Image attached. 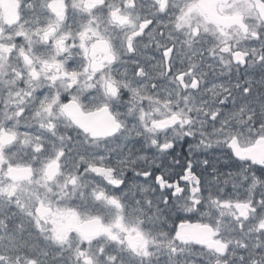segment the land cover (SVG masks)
<instances>
[{
	"label": "flooded vegetation",
	"instance_id": "1",
	"mask_svg": "<svg viewBox=\"0 0 264 264\" xmlns=\"http://www.w3.org/2000/svg\"><path fill=\"white\" fill-rule=\"evenodd\" d=\"M241 1L252 4L259 21L255 0ZM203 3L206 0H0L2 264H69L67 247L54 252L53 240L57 238L53 239L50 232L53 225L65 227L66 234L62 233L60 240L68 233L78 235L83 241L102 238L103 221L95 214L81 221L71 217L67 226L60 220L47 221L52 205L78 187L79 195L84 193L80 201H86L92 193L101 195V203L110 215L108 221L117 214L135 225L140 223L143 233L151 239H169V246L164 249L173 251L141 256L138 252L145 238L135 235L127 238L128 251L122 245L114 246L116 252L110 244L102 248L98 264H219L218 261L243 264L241 256H235L231 250L234 241L227 243L221 256L205 251L203 258L194 252L196 247L204 250L214 246V229L204 226L212 230L209 241L201 240L200 227L196 234L189 236L196 205L190 203L186 193L174 192L180 188L181 175L187 173L190 177L193 170L205 171L206 179L215 183L210 208L215 211L228 204L227 207L234 209L249 194L246 200L249 209L243 217H253L256 224V212L259 213L256 171L264 172V164L240 162L231 151V157L221 159V165L204 163L199 169L170 158L168 162L163 158V164L152 158L135 164L125 150L119 151L114 144L123 136L125 146L129 147L136 136L132 127L119 121L118 110L109 108L116 103L112 100L107 106L100 103L107 97L116 99L105 87H99L100 80L112 75L115 80L125 82L121 70L133 63L143 67L156 60L162 68H173L174 78L182 77L184 83L194 86L211 80L247 85L254 81L256 62L261 61H256L261 46L256 41L261 39V34L252 31L251 21L245 14L239 19H216L225 35L220 36L214 30V34L210 33L211 27L203 24L204 20L188 13ZM218 3L225 4L226 0L215 4ZM221 21H230V26L221 25ZM240 23L245 25L244 31ZM90 28L102 31V38L88 36L86 30ZM107 57L111 63H107ZM86 69L93 78H85ZM69 103L76 104L82 115L106 109L119 123L118 132L110 138L93 139L64 115ZM168 126L172 128L170 123ZM167 128L159 129L162 135ZM139 132L142 133L140 140L155 151L161 146L160 141L150 143L144 130ZM177 154L175 151L171 155ZM204 154L203 159L208 160V153ZM213 167L220 170L219 181L210 171ZM67 177L70 181L64 183ZM13 189L11 201L6 195ZM180 197L188 198L182 199L183 205ZM91 221L98 223L100 234L86 240L81 226ZM235 227L240 233L236 244H243L246 237L247 243L256 245V227L253 232V227L246 225L238 228L235 224ZM157 228L159 231L155 234ZM176 232H181V236L173 238ZM184 242L195 247L190 253L175 256L174 251L181 249Z\"/></svg>",
	"mask_w": 264,
	"mask_h": 264
},
{
	"label": "rangeland",
	"instance_id": "2",
	"mask_svg": "<svg viewBox=\"0 0 264 264\" xmlns=\"http://www.w3.org/2000/svg\"><path fill=\"white\" fill-rule=\"evenodd\" d=\"M217 1L221 0H206L205 4H200V8H198L197 10H189L188 13L197 14L198 18L200 17L202 20H204L203 24L211 27L212 32L210 33L214 34V31H216V33H219L220 36H224L225 34L224 30H221L217 26V23H215L216 19H239L240 15L245 14L249 17V21H251L252 31L260 33L262 39L264 40V26L261 25L259 21H257L258 18L252 11V4H250L249 2H243L241 0H239L238 2L234 0H226L225 4H215ZM180 20L183 21L182 19ZM181 25H184L187 29L184 21L181 22ZM239 27L242 31L246 29L243 23H240ZM239 33L241 34L240 30ZM86 34L97 39L102 38L103 36L102 31L98 32L96 30H93L92 28L86 30ZM238 38L240 37L238 36ZM132 66V68H136L137 63H133ZM148 67L157 69L159 65L155 60V63L152 65H148ZM234 69L237 71L236 68ZM240 71L245 74L244 70ZM84 72L86 79L93 78V75L89 74V71H87V69ZM108 77L110 78L106 79L104 77V79L100 80L99 87H105L106 90H108L107 92L112 93V96L116 95V99L107 97L100 103L107 106L108 104L110 105V103L108 102L112 100V102L116 103L114 108L116 111H119V118L122 123L132 127L134 135L136 136L133 137L131 143H129L131 144L129 145V147L125 146L123 142V136H120L114 144L115 148L117 147L119 151L122 150V152H124L125 150V153H127L129 157L133 158V163L135 164H138L139 161H143L144 159L148 158H154L161 161L163 160V158H169L172 153L183 147L182 140L186 137H188L190 140L192 136H200L204 138V140L209 139L210 143L213 145H222L226 143L227 146L232 142V140L236 139L240 147H251L252 143L257 139L254 132H256L257 135L260 134V131L264 132V125L261 126V120L258 119L256 120V128L253 127L254 130L250 128L251 126L248 125L249 128H247L245 131L234 133L227 130L226 127H217L208 122V120L206 122L201 118L200 120H198L196 116L197 112H199L201 115L207 114V109H210L208 107L212 105L213 101L209 100L207 102L199 104L198 101L200 102L201 99H198L196 101L189 100L191 96H187V94L195 91L199 87V85L194 86L184 83L182 77L174 78V74L172 81L167 80L164 83L158 81L159 76L155 75L153 77V80H156V82H154L156 84L148 83V80H150L151 78H148V74L139 70L134 75H130L129 79L123 83L117 79L115 80L112 75H108ZM207 86L208 85L205 86L204 84L201 87V90L199 89V91H196L197 96L194 94L191 98L200 97V95L204 94L205 91H208V89H206ZM91 87L92 86L89 84V89ZM89 89L87 88L86 91H88ZM198 92L200 95H198ZM209 92H211V90H209ZM124 93L126 94V98L130 97V99L133 98L135 99V101L145 102L142 104L143 109H134L130 105H123L121 102H119L120 97H122ZM213 98L214 101H217V104H221L224 96L220 97V95H214ZM238 105L240 106L241 102L236 105V109L239 108ZM173 116L176 118L178 123L175 125V127L170 128L168 125ZM163 126H166V128L168 127V130H166L167 132L162 135V131H159V129L163 128ZM140 130H144L143 134L148 137L150 143L151 141L162 142L161 146L158 147L155 151L158 153L153 154L152 157L149 156L146 152L153 151V149L146 145L145 141L140 140V136H142V133L139 132ZM181 133L184 135L181 136ZM260 136L262 135L260 134ZM223 138H225L224 140L226 141H221ZM200 153V145L198 144L191 142L188 146H184L183 155L187 156V158L191 159L192 161L197 160V158H199L200 156ZM183 164L190 165L192 163L188 161ZM187 171L188 170L186 169L185 173ZM69 181L70 178L67 177L63 182L67 183ZM205 182L206 183H204L203 187L200 189V185L197 184V182L192 181L187 173L183 174L180 176V188H176L174 193L180 195L186 193L190 197V203L196 205V212L192 211V213L195 212V216L194 222L189 228V236H193V234H196L195 231L197 230V228L201 226H209L214 229V246L207 247L203 250L197 247L194 248L195 246H192L193 243L192 245H187V243L184 242V246H182L181 249L179 248L178 250L174 251L175 256H181V254L183 253H190L192 248H194V252L198 253L203 258L205 251L212 252L215 255L221 256V254L225 253V250L227 249V243H232L234 241L235 245H231L230 247L235 256H243L246 259H249L253 258V253H256V264H264V178L259 179L258 177H256V210L259 211V213L256 212V224L254 223L253 217H250L248 219H244L243 217L244 211H247L246 209H249V207L247 206L248 204L246 205V200H248L247 198L249 197V194L244 195L243 199L246 200H241L236 203L234 209H230L229 207H227L228 204H225L224 206L217 207L218 210L214 211L210 208V205L212 204L211 194L214 193L213 191L215 183L213 181H210L211 183L208 181ZM170 185L173 187L172 184ZM199 189L200 193L197 194L196 192H198ZM70 192L71 193L69 196H67V198H61L59 199V201L55 202L52 205V214L51 217L47 219V221H49L50 223H54L60 220L62 221V225L67 226L70 222L71 217L75 218L78 221H81L82 219L91 218L93 217L92 215L95 214L98 215L97 219H101L103 221V233L101 235L102 238L96 241H83L82 238L73 233H68L65 238L63 237V240H60L59 238L62 233L66 234L64 229L65 227H62L60 229L53 225L50 232L53 233L52 236L54 235L53 239L57 238L58 240H53L54 252L56 253V250H61V248L64 249V247H67L66 252L69 258V264H98V259L101 257V249L108 246L109 244L112 246V249L114 246L119 247V245H122L123 250L125 249L126 251H128L129 249L127 238L133 237L135 235H141L144 236L143 238H145V244L138 252L141 256L155 255L156 253L168 254L173 252L172 249L171 251L170 249H164L169 246V244L167 243L169 239H162V237H158L157 241L151 239L149 235L143 233V229L139 227L140 223H137L135 225L132 220L125 221L124 218H121V216H118L117 214L113 216L110 221H108L107 219L108 217H110V215L106 214V211L104 209L105 206L101 203L102 200L101 198H99L101 196L99 193H92L93 195L90 194L88 197H86V201H80L81 196H83L84 194L82 192L81 195H79L80 187ZM14 194L15 189H13V191H10V195L6 196H8V198H10V200L12 201ZM6 196H4L3 198L5 199ZM183 197L179 198V200L181 201V205H183L182 203H184L182 199H188L186 197ZM257 200L259 203L257 202ZM240 205L246 206L240 209ZM188 214L190 213H184L183 215ZM235 224L238 228H240L241 226L244 227L245 225L247 227H253L252 232L256 227L255 246L247 243L246 237L243 241V244L242 242L240 243L241 245L236 244L238 242L240 233H238L239 229L238 232L235 231ZM178 236H181V232H176L173 235V238ZM226 237L227 239L225 240ZM189 243L191 244V242ZM113 250H115V247ZM0 263L2 264V262ZM251 263L252 262H248L247 264Z\"/></svg>",
	"mask_w": 264,
	"mask_h": 264
},
{
	"label": "trees",
	"instance_id": "3",
	"mask_svg": "<svg viewBox=\"0 0 264 264\" xmlns=\"http://www.w3.org/2000/svg\"><path fill=\"white\" fill-rule=\"evenodd\" d=\"M262 2H264V0H261ZM257 45H260L259 51L256 53V61L257 60H261L260 62H257V66H256V78L254 81H251L250 84H238V83H232L231 81L229 83H216L217 80H211V81H206V82H199L198 84H196L195 86L199 87L195 90L190 92L189 94H187V96H193L194 94L197 96L196 91L199 89L201 90V87L205 84L208 85L206 87V89H208V91H205L204 94L200 95L198 92V95H200V97H196V98H191L189 100H200L201 101L198 103L201 104L203 102H207V101H213L212 105H210V109L208 110V113L205 115H201L199 112H197V119L200 120L203 119L205 120V122L208 120V122L212 123L213 125L217 126V127H226L227 130L231 131L232 133L234 132H239V131H245L247 128H249V126H251L250 128H252L254 130V128H256V120H261V126L264 125V66H263V62H264V53H263V49H264V40L261 39L256 41ZM133 66H129V68L122 69V76H124V78H126V80L129 79L130 75H134L138 70L142 71L146 74H148V78H151L150 80H148V83H153L156 84L154 82H156V80H153V77L155 75L159 76V80L161 83H164L165 81L169 80L172 81L173 80V74L175 72V70L173 68L170 67H156L155 68H151L147 66H143V67H136V68H132ZM259 67V68H258ZM128 72V73H127ZM152 76V77H149ZM244 76V75H243ZM176 84V83H174ZM192 85V84H191ZM219 88V89H217ZM205 89V88H204ZM209 90H211V92H209ZM203 91V90H202ZM207 93V94H206ZM214 95H220V97L224 96V99L222 100L221 104H217V101H214L213 96ZM126 94L124 93V95H122V97H120V101L123 105H130L132 108L134 109H143L142 104L145 102H140V101H135V99H130L125 97ZM257 97V100H256ZM241 102V105H238V109H236V105L238 103ZM211 103V102H210ZM139 104V105H138ZM110 109L114 108L113 106H109ZM261 108V109H260ZM263 108V109H262ZM113 110V109H112ZM204 110V109H201ZM257 114V115H256ZM235 115V116H234ZM263 115V116H262ZM117 116V114H116ZM119 118V116H118ZM197 120V121H198ZM249 125V126H248ZM254 127V128H253ZM259 133V132H258ZM239 134V133H238ZM254 134L256 135V138H263L264 139V132L260 131V134L262 136H260V134H256V132H254ZM184 134L181 133V136H183ZM225 138H223L221 141H226L224 140ZM183 147H181L180 149L177 150V156L176 155H170V159L173 162H177L179 164H183L185 162H190L192 163V167L199 169L200 166L204 163H210L214 166L215 162H218L221 165V159L226 158V157H231V153L227 147V144L224 143H220L222 145H213L210 143L209 139L208 140H204V138L198 136H192L189 140L188 137L184 138L183 140ZM195 143L200 145V150L201 153L199 154V158H197V160H190L189 158H187V156L183 155V150H184V146H188L190 143ZM152 148V147H150ZM153 151H149L146 152L149 156H153V154H155V149L152 148ZM204 152L208 153V160L203 159L202 156H204ZM169 158H165V161L168 162ZM150 159V158H148ZM154 159V158H152ZM177 159V161L175 160ZM211 161H210V160ZM156 162V160H155ZM150 161V163H155ZM164 162V160H162L160 163ZM158 163H155L154 165H157ZM163 164V163H162ZM181 164V165H182ZM209 164V165H210ZM219 164H215V166L217 167ZM139 165V164H138ZM219 165V166H220ZM189 166V164H188ZM161 171V170H159ZM209 171V170H208ZM207 171V172H208ZM213 174L215 175V177L218 179V181L220 180V174L219 171H217V168H211L210 170ZM193 173L191 174L190 178L192 181L197 182V184H199V188L201 189L203 187V184L206 183L205 181L210 182L209 178L206 179V175L204 173H206L205 171H203V173L200 170H193ZM209 173V172H208ZM210 174V173H209ZM256 177H258L259 179L264 177V172H262L261 170L256 171ZM211 183V182H210ZM200 189L198 192L196 193H200ZM262 201V200H261ZM159 231V229L157 228L156 231L154 232L155 234ZM240 259L243 260V264H247L248 262H252L251 264H256V253H253V258H249L246 259L245 257L241 256L239 257ZM242 262V261H241ZM219 264H221V261H218Z\"/></svg>",
	"mask_w": 264,
	"mask_h": 264
},
{
	"label": "water",
	"instance_id": "4",
	"mask_svg": "<svg viewBox=\"0 0 264 264\" xmlns=\"http://www.w3.org/2000/svg\"><path fill=\"white\" fill-rule=\"evenodd\" d=\"M256 13L259 21L264 24V4L260 0L254 1ZM223 26H230V21L219 22ZM112 60L107 57V63ZM106 109H102L90 115H82L76 104L69 103L64 108V115H66L73 125L79 129L89 133L93 139H105L113 137L119 130V125L115 123V119L110 116ZM178 123L175 117L171 118L170 126L175 127ZM230 149L234 159L240 162H250L257 165L264 164V140H257L251 148L240 150L236 145V141L230 143ZM83 237L87 239H94L100 234V227L96 221L85 223L81 226ZM199 234L201 240L209 241L212 239V230L204 227L200 228Z\"/></svg>",
	"mask_w": 264,
	"mask_h": 264
},
{
	"label": "bare ground",
	"instance_id": "5",
	"mask_svg": "<svg viewBox=\"0 0 264 264\" xmlns=\"http://www.w3.org/2000/svg\"><path fill=\"white\" fill-rule=\"evenodd\" d=\"M234 21V20H233Z\"/></svg>",
	"mask_w": 264,
	"mask_h": 264
}]
</instances>
